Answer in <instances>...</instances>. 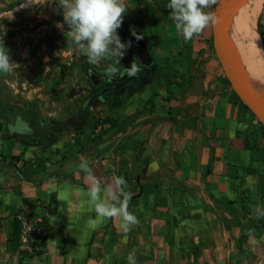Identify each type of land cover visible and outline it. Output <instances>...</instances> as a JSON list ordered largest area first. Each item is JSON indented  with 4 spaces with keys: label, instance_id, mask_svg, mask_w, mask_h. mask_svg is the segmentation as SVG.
Returning a JSON list of instances; mask_svg holds the SVG:
<instances>
[{
    "label": "crops",
    "instance_id": "0c3cea01",
    "mask_svg": "<svg viewBox=\"0 0 264 264\" xmlns=\"http://www.w3.org/2000/svg\"><path fill=\"white\" fill-rule=\"evenodd\" d=\"M172 30L166 24L155 42ZM211 33L186 42L190 83L174 98L160 85L133 87L107 113L113 124L97 125L91 110L40 117L3 103L0 264H128L132 251L135 264H264V227L254 226L264 218L253 212L264 211V129L227 79ZM145 90L151 97L139 101ZM19 114L26 135L9 130ZM82 163L98 180L95 202ZM121 189L133 193L128 212L139 220L128 233L122 217L94 210L119 208ZM28 220L43 227L34 251L18 238L17 223Z\"/></svg>",
    "mask_w": 264,
    "mask_h": 264
},
{
    "label": "rangeland",
    "instance_id": "374dc122",
    "mask_svg": "<svg viewBox=\"0 0 264 264\" xmlns=\"http://www.w3.org/2000/svg\"><path fill=\"white\" fill-rule=\"evenodd\" d=\"M247 1L230 2L226 19ZM24 2L25 0H0V40L12 62L17 65L10 73H0V107L6 101H14L31 112H37L40 117L50 116L49 113L55 112V116L60 118L91 110L97 120L108 115L112 101L129 98L130 92L128 95L111 93L105 96L104 104H98V100L95 101V97L91 95L93 84L90 71L96 72L101 80H107L106 69L113 61L102 59L99 66L87 63V57L72 43L70 29L63 22L58 0H33L34 3L29 6L21 7ZM124 2L127 10L123 15L122 25L117 30L121 43H127L123 33L139 30L147 38L154 56L155 68L150 77L140 83L139 89L147 83L154 84L156 89H160V85L162 90L167 91V99L174 98L182 86L190 83L191 55L190 44L176 30L167 31V42H155L156 35L166 24L174 25L171 10L166 7L169 0ZM256 21L257 27L258 22L262 26L264 46V3ZM207 30L212 31L211 24L207 26ZM209 44L214 49L213 32L209 37ZM128 51L133 53L134 60H139L133 45L125 53ZM116 67L120 70L117 73L119 76L124 67L121 59ZM137 86L138 83L135 82L134 87ZM150 97L151 91L145 90L140 93L138 100ZM8 127L11 132L17 131L24 135L30 131V126L22 115L8 122Z\"/></svg>",
    "mask_w": 264,
    "mask_h": 264
},
{
    "label": "clouds",
    "instance_id": "9594fccd",
    "mask_svg": "<svg viewBox=\"0 0 264 264\" xmlns=\"http://www.w3.org/2000/svg\"><path fill=\"white\" fill-rule=\"evenodd\" d=\"M33 0H25L21 7L29 6ZM218 4V0H169L166 7L170 9L171 19L175 25L176 32L187 41H191L194 36L199 35L211 23L215 25L219 22L218 16L207 9H213ZM58 5L62 9L63 22L70 29L72 43L87 57L90 65H100L102 59H111L113 63L107 67L106 73L109 80L120 71L116 65L120 63L125 51L131 47L132 42L121 43L117 30L123 22V15L126 13L127 5L124 0H58ZM132 35L141 39L135 31ZM114 45V47H110ZM140 63V62H139ZM17 65L12 62L8 51L0 40V73H10ZM140 71L138 63L133 60L131 67L124 70V75L134 77ZM92 179L93 184L88 189L93 202L99 199L100 186L96 177L91 175L92 170L87 163L79 166ZM117 185L128 186V182L123 176L117 178ZM124 200L120 202V207L106 203H94V210L98 218L122 217L121 229L128 233L139 224L136 215L128 212V203L131 192H124L121 189ZM256 218H264V211L260 206L253 208ZM128 264H135V251L129 253Z\"/></svg>",
    "mask_w": 264,
    "mask_h": 264
},
{
    "label": "water",
    "instance_id": "95a60500",
    "mask_svg": "<svg viewBox=\"0 0 264 264\" xmlns=\"http://www.w3.org/2000/svg\"><path fill=\"white\" fill-rule=\"evenodd\" d=\"M232 1L233 0H218V4L215 6L214 13L218 16L219 22L215 25H212L214 50L232 88L243 101V103L249 107V109L255 114L257 119L264 126V109L256 100L249 85L246 69L241 61L237 58L235 49L226 40L224 33V24L226 21L228 6ZM133 31H135V33L140 36L141 39L137 40L132 35ZM126 40L131 41L134 49L137 50V57L140 61V64L146 67L154 64V56L151 52V47L142 32L139 30H132L126 34ZM133 60L134 55L131 51L124 53V56L121 59L124 70L131 67ZM122 75L116 78V80L121 81L128 77L127 75L122 77ZM90 79L94 86H97L101 83L99 75L94 71H90Z\"/></svg>",
    "mask_w": 264,
    "mask_h": 264
},
{
    "label": "bare ground",
    "instance_id": "6f19581e",
    "mask_svg": "<svg viewBox=\"0 0 264 264\" xmlns=\"http://www.w3.org/2000/svg\"><path fill=\"white\" fill-rule=\"evenodd\" d=\"M263 3L264 0H248L243 7L240 6L226 19L224 33L246 69L256 100L264 109V46L256 21Z\"/></svg>",
    "mask_w": 264,
    "mask_h": 264
},
{
    "label": "flooded vegetation",
    "instance_id": "af4514ba",
    "mask_svg": "<svg viewBox=\"0 0 264 264\" xmlns=\"http://www.w3.org/2000/svg\"><path fill=\"white\" fill-rule=\"evenodd\" d=\"M138 60V67L140 68V71L137 73L134 77H127L124 80H116V78L120 77L124 73V67H123V73L121 72L119 76L113 77L111 81L109 78L107 80H101V85L104 87V89L112 90L116 92L117 94H120L121 92L124 93V91H129L131 88L134 87L135 82L142 83L144 80L148 79L150 77V73L154 70L155 65H151L149 67L143 66L139 63ZM115 78V79H114ZM94 90H93V92ZM94 97V96H92Z\"/></svg>",
    "mask_w": 264,
    "mask_h": 264
},
{
    "label": "trees",
    "instance_id": "16d2710c",
    "mask_svg": "<svg viewBox=\"0 0 264 264\" xmlns=\"http://www.w3.org/2000/svg\"><path fill=\"white\" fill-rule=\"evenodd\" d=\"M261 28H262L261 23L258 22V30H259L260 34L263 36V32H262ZM123 36H124V39L126 40V33H123ZM126 42H128V41L126 40ZM92 87H93L95 94L91 93V95L95 97V99H96L95 101L98 100L97 101L98 104H104L105 103V101H106L105 96H107V94H111V93L115 94L116 93L112 90L104 89V87L101 84H99L97 86L92 85ZM139 87H140V83H138L137 88L136 87H134V88L139 89ZM113 103H114V101H112L111 107L114 105ZM246 107L249 109L248 106H246ZM96 123H97V125H102L104 123H112L113 124L114 122L112 121L111 117L109 115H107V116L103 117L102 119H97ZM261 125L264 129V126L262 123H261ZM14 158H17V157H14ZM254 226L257 228L264 227V221L254 223ZM21 228H22V222L17 223V231L19 233L18 238H20V235H21ZM39 245H41V243Z\"/></svg>",
    "mask_w": 264,
    "mask_h": 264
},
{
    "label": "built area",
    "instance_id": "2783aa9c",
    "mask_svg": "<svg viewBox=\"0 0 264 264\" xmlns=\"http://www.w3.org/2000/svg\"><path fill=\"white\" fill-rule=\"evenodd\" d=\"M42 226L35 221H22L20 240L22 243H30L32 251H34L33 244L36 243V235L42 232ZM40 237V236H39Z\"/></svg>",
    "mask_w": 264,
    "mask_h": 264
}]
</instances>
